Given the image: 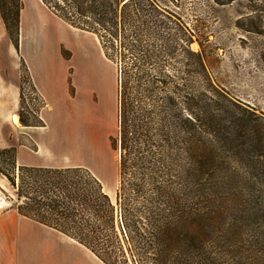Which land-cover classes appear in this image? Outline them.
Returning a JSON list of instances; mask_svg holds the SVG:
<instances>
[{"label": "trees", "instance_id": "16d2710c", "mask_svg": "<svg viewBox=\"0 0 264 264\" xmlns=\"http://www.w3.org/2000/svg\"><path fill=\"white\" fill-rule=\"evenodd\" d=\"M42 1L67 23L98 35L105 57L119 63L118 123L109 137L118 154L119 187L113 199L84 166H18L16 148L6 147L0 173L17 190V211L84 245L105 264H115L121 248L124 253L123 240L136 264H264V239L243 238L234 205L235 164L247 153L248 127L257 125L240 122L232 110H244L254 123L259 115L212 81L202 50L191 48L195 38L203 47L199 31L189 29L187 76L179 82L166 66L154 65L156 51L140 42L141 26L151 31L164 25L155 0ZM21 9L20 0H0L16 48Z\"/></svg>", "mask_w": 264, "mask_h": 264}, {"label": "rangeland", "instance_id": "374dc122", "mask_svg": "<svg viewBox=\"0 0 264 264\" xmlns=\"http://www.w3.org/2000/svg\"><path fill=\"white\" fill-rule=\"evenodd\" d=\"M20 1L17 48L0 13V149L15 147L18 166L24 165L18 163L20 147L25 160L41 165L87 167L115 199L118 154L109 137L118 123L119 63L105 57L95 33L67 23L42 0ZM222 1L155 0L161 11L157 18L164 25L151 31L141 26L140 42L156 51V67L166 66L181 82L189 63V29L199 31L203 47L195 38L191 48L202 50L212 81L259 115L254 123L244 110H232L238 111L240 122L257 125L248 127L247 153L240 154L235 164L239 180L234 204L245 228L243 238L256 241L264 239V140L257 141L258 134L264 137V0ZM126 32L135 42L131 31ZM133 58L129 52L126 60ZM13 114L19 123H14ZM5 160L1 159L2 165L10 170ZM15 171L18 175L19 169ZM16 191L0 173V213L15 207ZM122 246L128 259L122 248H116L115 264H136L124 240ZM58 250L62 257L58 264H89L65 244L59 243Z\"/></svg>", "mask_w": 264, "mask_h": 264}, {"label": "crops", "instance_id": "0c3cea01", "mask_svg": "<svg viewBox=\"0 0 264 264\" xmlns=\"http://www.w3.org/2000/svg\"><path fill=\"white\" fill-rule=\"evenodd\" d=\"M103 124H106L105 120ZM22 152L24 154L19 147V164L45 166L25 160ZM59 243L82 255L89 264H105L82 244L54 228L21 215L15 207H9L0 213V264H58L62 260L58 250Z\"/></svg>", "mask_w": 264, "mask_h": 264}, {"label": "bare ground", "instance_id": "6f19581e", "mask_svg": "<svg viewBox=\"0 0 264 264\" xmlns=\"http://www.w3.org/2000/svg\"><path fill=\"white\" fill-rule=\"evenodd\" d=\"M12 119H13L14 123H16V124L19 123V116L17 114H13ZM2 203H3V201L0 200V205H2Z\"/></svg>", "mask_w": 264, "mask_h": 264}]
</instances>
